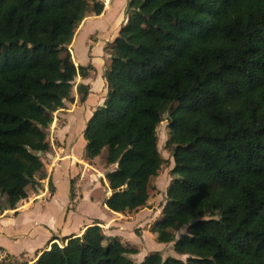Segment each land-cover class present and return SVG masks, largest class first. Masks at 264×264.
<instances>
[{
  "label": "trees",
  "instance_id": "obj_1",
  "mask_svg": "<svg viewBox=\"0 0 264 264\" xmlns=\"http://www.w3.org/2000/svg\"><path fill=\"white\" fill-rule=\"evenodd\" d=\"M102 11L100 0H0L2 209L45 175L52 114L93 70L75 65L68 47L89 12ZM125 15L83 158L106 149L108 210L145 207L166 112L173 179L149 230L186 260L151 252L135 262L136 248L93 224L29 264H264V0H128ZM76 92L83 102L88 87Z\"/></svg>",
  "mask_w": 264,
  "mask_h": 264
},
{
  "label": "crops",
  "instance_id": "obj_2",
  "mask_svg": "<svg viewBox=\"0 0 264 264\" xmlns=\"http://www.w3.org/2000/svg\"><path fill=\"white\" fill-rule=\"evenodd\" d=\"M101 2H103V11L99 15L89 13L80 22L70 45V47L73 48L77 36L81 31H86V51L88 56L85 65H91L93 69L86 78L78 76L81 78L80 84H84L88 87V94L82 104H75L71 109L66 111L67 122L65 121L63 128L57 131V136L63 138L65 143L71 146L70 154L67 155V158H62L56 163L57 157H55V155L53 157V152H49L48 155H50L49 157L51 159L48 161H50V163L46 164L43 162L45 175L42 177L37 175L38 178L36 176L39 182L47 177L50 184L53 183V185L50 186V189L52 187L53 190H51L52 193L49 198H42L44 195L43 193H46L44 190L41 192L43 195L39 193L35 196L36 194H33L32 196H34V198L32 200L27 197V200L26 198L21 200L14 209L5 208L2 212L0 211V249L5 252V257L2 258L0 264L32 263L35 261L37 255L42 250L47 249L51 243L56 242L60 244L62 243L61 239L63 237L79 236L87 226L93 224L102 226L101 223L108 220V214H102V216L99 217L92 214L93 210H95L99 204L98 200H100L102 207L107 213H116L108 210L105 205V199L111 191L107 185L106 174L102 175L101 173L96 177H92V181L95 180L99 184L102 179L105 185L104 196L99 194V199L96 202L93 201V193L96 194V191L98 192V190H95L96 185L90 190H87L86 187L82 188L73 198V196H71L72 177H69L68 198L64 201V209L60 212L63 216L48 213L41 207L45 204L44 208L48 211L49 207L57 200V187L53 179V172L56 167L60 166L61 161H67L69 176L77 172V168L73 166L74 164L72 162L80 156L83 158V151L82 153L76 154L73 150V146L79 138L83 137V130L86 122L91 117L96 107L103 104L107 95L108 90L104 78V71L106 58L108 57L110 61V54L109 52L105 53L104 48L107 47L108 44L111 45L113 43L118 30L121 25L125 23V10L128 0H102ZM72 52H74V50H72ZM74 62L76 65H81L78 59L74 58ZM65 106L67 105L64 104L63 108H66ZM63 108H61V110ZM73 127L74 132L72 131ZM69 136L71 138L68 140ZM83 139H80L82 147L85 146V140ZM89 161L95 162L96 160L95 158L92 160L84 159L82 163L85 166ZM111 169L107 167L106 171H110ZM70 170H72V172H70ZM84 207H88L89 210L85 211L83 209ZM83 212H86V214ZM159 217L160 216H158V218ZM137 250H139V248ZM145 255L146 254H141L137 261L140 262ZM176 256H178L176 258L181 259V256L184 255L178 254Z\"/></svg>",
  "mask_w": 264,
  "mask_h": 264
},
{
  "label": "rangeland",
  "instance_id": "obj_3",
  "mask_svg": "<svg viewBox=\"0 0 264 264\" xmlns=\"http://www.w3.org/2000/svg\"><path fill=\"white\" fill-rule=\"evenodd\" d=\"M102 1V0H100ZM103 3V2H102ZM91 13V12H89ZM92 14V13H91ZM86 31L83 30L81 33L77 36V40L73 44V48L68 47L72 60L78 59V62H81V65H85L86 59H87V51H86ZM110 44L107 45V47L104 48L105 53L109 52ZM74 50V52H72ZM109 64V58H106L105 63V70L108 67ZM76 65V64H75ZM105 72V71H104ZM81 82L80 77H76L73 81V89L71 92V95L73 96V101L65 102L66 108H63L62 110H58L52 114L53 122L50 125L48 131H47V140L50 144V150L42 155V161L46 164H49L51 159L48 155L49 152H53V157H57L56 163L59 162L62 158H67V155L70 154L71 146H69L67 143H65L64 139L60 136H57V131L65 125L66 119V111L71 109L75 104H82V102L79 101L81 95H79L76 92V87ZM167 113L165 112L162 116V121L157 125L156 127V136H157V147L160 155L163 158V163L161 168L158 171V174L151 178L150 185H149V199L147 201V204L145 207L140 208L137 211L132 212H125V213H107V211L102 207V204L99 199V194L101 196H104L105 194V185L102 182V179L100 180V184L97 183L95 180L92 181V177H96L101 173L102 175L106 174V169L113 168V166H108L105 164V156H106V149H104L97 157H95V162H87V165H83L82 161L84 160L81 156L79 158H76L74 162H72L77 168V172L70 174L69 176V169L67 161H61L60 166L56 167L53 172V179L55 180L56 187H57V194H56V202L49 207L48 211L45 207V204L42 207L43 210H45L48 213H53L55 215H61L60 212L62 209H64V201L68 198V188H69V177H72L71 184H72V190H71V196H76V193L78 194L82 188L86 187L87 190L92 189L94 185H96L95 190L96 194L93 193L94 202L97 200L99 201V204L95 210H93L94 216H102L105 214H108L107 221L101 223L102 226H100L104 232V234L108 237H116L120 242H122L125 246L134 247L136 249L139 248L138 252L136 254H129L128 257H130L132 260L137 261L138 258L141 256V254H149L151 252H157L161 255L162 259H165L168 256L172 257H178L177 253L173 251V243H160L156 240V234L153 232H149L150 226L155 222V220L160 216V211L162 210L163 205L165 204V198H166V188L170 184V182L173 179V175L171 173V170L173 168V158H172V150L166 146V141L168 139V121H167ZM72 131L74 132V127L72 128ZM71 137H68V140ZM80 139H83V137L79 138L78 141L74 144L73 150L77 153H82L84 146L82 147V144L80 142ZM84 140V139H83ZM57 153V154H56ZM77 161V162H76ZM89 165V166H88ZM86 168V171H85ZM72 172V170H70ZM48 176V175H47ZM49 177V176H48ZM38 178V176H37ZM53 185L50 184L48 181V178L45 177L44 180L39 182V186L37 188H27V198H31V200L34 198L32 196L33 194L37 196L39 193L42 194L44 190L46 193H43L42 198H49L51 196V189L50 186ZM45 188V189H44ZM80 189V190H79ZM32 196V197H31ZM26 198V200H27ZM38 198V197H36ZM84 198V195H83ZM4 198L0 197V211L2 212V206H3ZM46 201V200H44ZM83 201V200H82ZM20 202V201H19ZM41 202V200H40ZM72 204V203H71ZM47 205V204H46ZM85 211H88V207L83 208ZM64 211V210H63ZM86 214V212H83ZM186 232V227H183L182 229L178 230L176 232V238H178L180 235ZM153 236V237H152ZM130 241V242H129ZM63 243H60L62 245ZM187 255L181 256L182 260H186ZM138 262V261H137Z\"/></svg>",
  "mask_w": 264,
  "mask_h": 264
},
{
  "label": "built area",
  "instance_id": "obj_4",
  "mask_svg": "<svg viewBox=\"0 0 264 264\" xmlns=\"http://www.w3.org/2000/svg\"><path fill=\"white\" fill-rule=\"evenodd\" d=\"M5 257V252L0 249V261Z\"/></svg>",
  "mask_w": 264,
  "mask_h": 264
},
{
  "label": "water",
  "instance_id": "obj_5",
  "mask_svg": "<svg viewBox=\"0 0 264 264\" xmlns=\"http://www.w3.org/2000/svg\"><path fill=\"white\" fill-rule=\"evenodd\" d=\"M37 154L40 155V152H38Z\"/></svg>",
  "mask_w": 264,
  "mask_h": 264
}]
</instances>
